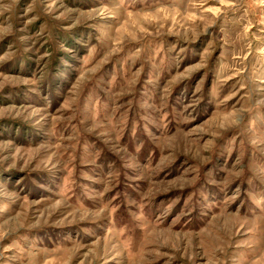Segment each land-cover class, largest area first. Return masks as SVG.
<instances>
[{
	"label": "rangeland",
	"instance_id": "rangeland-1",
	"mask_svg": "<svg viewBox=\"0 0 264 264\" xmlns=\"http://www.w3.org/2000/svg\"><path fill=\"white\" fill-rule=\"evenodd\" d=\"M0 264H264V0H0Z\"/></svg>",
	"mask_w": 264,
	"mask_h": 264
}]
</instances>
